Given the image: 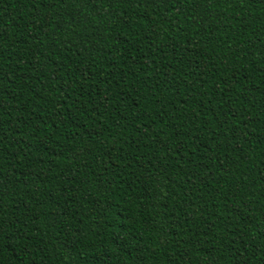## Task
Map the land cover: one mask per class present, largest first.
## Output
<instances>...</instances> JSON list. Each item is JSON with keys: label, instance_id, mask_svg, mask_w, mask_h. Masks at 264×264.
<instances>
[{"label": "trees", "instance_id": "1", "mask_svg": "<svg viewBox=\"0 0 264 264\" xmlns=\"http://www.w3.org/2000/svg\"><path fill=\"white\" fill-rule=\"evenodd\" d=\"M0 264H264V0H0Z\"/></svg>", "mask_w": 264, "mask_h": 264}]
</instances>
